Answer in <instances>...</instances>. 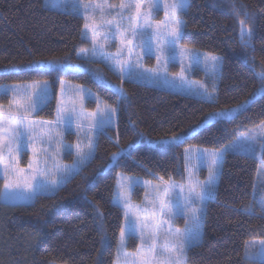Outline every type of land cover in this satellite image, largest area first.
Returning <instances> with one entry per match:
<instances>
[{"label": "trees", "instance_id": "trees-1", "mask_svg": "<svg viewBox=\"0 0 264 264\" xmlns=\"http://www.w3.org/2000/svg\"><path fill=\"white\" fill-rule=\"evenodd\" d=\"M180 18L183 45L222 57L214 101L122 80L103 63L80 58L91 46L82 39L80 14L49 8L45 0H0V85L48 81L53 98L35 114L41 119L57 120L63 81L83 86L117 114L114 126L92 129V159L58 190L39 192L31 203L0 199V264H114L124 221L114 203L118 176L183 182L189 146L224 151V160L202 239L188 250L187 263L264 264L246 258L264 239L258 203L264 190V0H190ZM240 20L251 30L247 48ZM49 62L65 67L57 71ZM248 102L237 114L222 115ZM97 103L87 102L93 108ZM242 137H252L255 154L230 149ZM66 138L89 150L77 131Z\"/></svg>", "mask_w": 264, "mask_h": 264}, {"label": "rangeland", "instance_id": "rangeland-1", "mask_svg": "<svg viewBox=\"0 0 264 264\" xmlns=\"http://www.w3.org/2000/svg\"><path fill=\"white\" fill-rule=\"evenodd\" d=\"M82 2L92 7L84 8L81 6L78 14L84 18L88 17V19H85V23L92 24L94 20L95 24L91 30L84 27V36L87 37L86 40L90 41L91 46L78 53L80 58L103 63L121 77L122 80L128 77L129 80L145 83L160 89L208 101L216 99L222 69L221 56L183 45L181 38L176 45L174 59H169L168 51L163 53L159 51L164 45L157 43V35L163 38L165 34L163 25L169 19L165 13V5L168 0H159L160 7L151 10L149 5L152 0H143L139 22H136L135 12L137 0H82ZM122 2L130 4L131 7L121 8ZM97 4L103 5V7L94 8ZM45 5L52 9L72 12L71 0H67V4H61L60 0H47V2L45 0ZM146 13H150L148 22L143 19ZM180 13L177 12V18L182 20ZM107 21H111V23H107ZM149 22L151 27L147 26ZM133 23L137 24V32L143 30L152 36V53L150 55L145 54V46L139 36L135 39L132 38L130 26ZM157 25H161L158 33L155 31ZM117 26H119V30H117ZM94 35L96 38L95 48L98 52L95 56L92 54L94 47L92 38ZM129 39H132L131 44L127 43ZM168 39H171V37H168ZM100 45H103V47H100ZM130 49L131 52L129 51ZM197 56L199 57L198 64L193 62V58ZM212 57L219 58L218 68L215 73L206 68V64L211 63L210 58ZM117 58L122 61L121 64L116 63ZM121 69H123V73ZM130 74L132 76L131 79L129 78ZM45 85L48 90V102L53 98V90L48 81L0 85V136L4 137L3 142H0V151L3 152V163H0V178L5 181V165H8L7 175L9 179L19 178L21 180L25 176L33 174L30 165L36 166L38 171L45 173L38 175L36 181H32L36 187L37 194L39 192L44 193L39 188V182L52 184L58 181L60 185L64 183L61 179L64 170L77 167L76 162L79 159L76 155L77 146L83 148L86 152L89 151L79 142L71 144L66 138V132L77 131L78 134L82 135V141L88 146L91 142L90 138L93 136L91 131L96 129L90 127V125L96 123L100 111L108 110L106 106H102L101 101L93 93L87 91L83 86L63 81L58 93L57 104L59 107L67 109L75 107V113L70 111L61 113L65 117L71 116V127L68 128L64 123L59 125L46 123L55 122L56 120L35 117L38 110L47 102L43 103L35 112L30 113L32 124L22 129L26 135L23 138V148L17 153L16 148L20 138L16 137L13 139L12 137L16 117L12 116L11 113L17 111L19 105L25 103L29 97L34 100L36 92L44 88ZM13 89L18 90L15 96ZM94 98L98 103L93 108L88 106L87 102L88 99ZM248 104L249 102L233 109H226L222 111V115L231 117L243 110ZM94 113L97 114L96 117H93L92 114ZM116 123L117 114L115 112L112 116L111 126ZM86 134H89L87 140ZM259 134H264L261 129ZM246 140L248 143H253L252 137H242L229 147L232 151L245 153L238 145H243ZM168 142L166 141V143ZM93 148L95 147L93 146ZM70 152H73L74 155L70 154ZM212 153L221 154L218 162L223 165L224 151L198 146L187 147L184 156L186 171L183 182L175 180L165 181L159 177L155 180H146L145 178L133 177L122 173L118 176L114 203L123 209L124 221L122 230L126 226L125 213H128L129 219L136 223L137 231L135 237H126L123 245L121 244L120 232L114 264H144V260L140 258V253L147 252V248L151 246L153 240H155L157 245L156 255L158 259L152 260L151 264H164V258L169 256L175 261L177 259L175 253L163 251L166 241L168 245H178L176 233L183 234L186 230L196 229L197 227L203 236L205 211L210 199H206L201 204L200 200L197 199V193L202 192L209 180V164L211 163L209 157ZM25 155H27V163L23 165L22 161ZM201 156H203V160ZM259 158L261 160V155H259ZM221 169L222 167L219 169L216 183L212 190L213 198L219 183ZM173 185L176 187H173ZM259 187L261 190L264 189L263 162L260 164ZM165 190H167V194H165ZM121 191L124 192L126 200L121 198L117 201L116 197L120 195ZM262 192L260 200L264 199V190ZM35 197L30 201L17 202L31 203ZM162 200L165 202L163 213L160 211ZM189 201L191 203H188ZM125 203L128 204V207H125ZM177 204H179V208L176 207ZM192 209L198 210L197 216H199V220L193 219ZM169 213H171V216ZM137 216L139 217L138 220L136 219ZM141 233H143V239L146 242L143 246L141 245ZM261 241L259 240L257 244H254L250 251L246 253L248 260L264 261V258L252 255L261 248ZM188 250L185 257H179L183 264H188Z\"/></svg>", "mask_w": 264, "mask_h": 264}, {"label": "snow or ice", "instance_id": "snow-or-ice-1", "mask_svg": "<svg viewBox=\"0 0 264 264\" xmlns=\"http://www.w3.org/2000/svg\"><path fill=\"white\" fill-rule=\"evenodd\" d=\"M47 2V0H46ZM190 0H168V2L165 5V13L166 16L169 17L168 21L163 25V28L165 29V34L163 38H161L159 35H157V43L163 44L164 47L160 48L159 51L163 53L164 51H168L169 53V59L175 58L176 53V45L178 41L181 38V30L183 27V21L179 20L177 18V12H183L187 9L189 6ZM61 4H67V0H60ZM143 0H137V3L135 5V12H136V22H139L141 19V7H142ZM88 8L92 7L91 5L83 4L82 0H71V11L74 13H79L80 7ZM103 5L97 4L94 6V8H102ZM121 8L125 7H131L130 4L121 3ZM160 7L159 0H152V2L149 5V9H158ZM149 15L150 13H146L143 16V19L148 22L149 21ZM85 19H88V17H85ZM107 23H111V21H107ZM95 24V21L93 20L92 24L85 23L84 27L86 29H92L93 25ZM241 30H240V40L241 45L245 48L249 46V40L251 39V30H245V21L240 20ZM148 27H151V23L149 22L147 24ZM137 24L133 23L130 26V30L132 31V38L135 39L137 36L140 37V40L145 46V54L150 55L152 53V47H151V39L152 36L146 32V31H136ZM161 25H157L155 31L158 33ZM117 30H119V26H117ZM127 31V30H125ZM168 37H171V39H168ZM87 37L84 36L82 39H86ZM93 52L92 54L95 56L98 54L95 44H96V38L95 35L93 36ZM128 44L132 43V39L127 40ZM100 47H103V45H100ZM131 52V49L129 50ZM159 59V57H158ZM211 63L206 64V68H209L214 73L216 72L219 64V58L218 57H212L210 58ZM193 62L198 64L199 63V57H194ZM117 64H121L122 61L117 58L116 60ZM50 66L54 67L55 70L59 71L62 70L65 65L62 64H55L53 65L52 62H49ZM121 72L123 73V69H121ZM129 78L131 79V74L129 75ZM261 78L264 79V73H261ZM6 91V90H5ZM14 96L18 90L13 89ZM48 99V90L47 86L45 85L44 88L39 89L35 94V99H31V97L28 98V100L20 104L17 111L12 112L11 115L16 117L15 125L12 132V137L15 139L16 137L20 138L19 143L17 144L16 151L17 153L22 150L24 140L26 133L22 131V129L28 127L32 124V121L30 119V113L35 112L38 107L46 103ZM72 112L75 113V107L72 109L62 108L58 106V116L57 120L55 122H46V123H56L59 125L60 123H64L68 128L71 127L72 124V118L71 116H63L61 113L64 112ZM115 113V109H108L107 111H100L99 112V118L96 119V123L90 125V127H94L98 129L99 131H103L105 128L111 127L112 124V116ZM93 117H96L97 114H92ZM79 118V117H78ZM261 131L264 133V125L261 126ZM177 139L174 137V140ZM4 137L0 136V142H3ZM89 151H85L83 148H80L77 146L76 155L79 157L77 163V167L74 169H65L61 179L64 182H67L69 177L73 174V172H78L81 166H84L89 160L92 159L94 148L93 144L90 142L88 144ZM245 153L249 154H255L256 147L253 143H248L246 140L243 145H238ZM259 149L262 154V157H264V141H261L259 143ZM119 154H114L113 159L116 158V156ZM221 157V154L218 153H212L209 157L211 160V163L209 164V180L206 184V186L203 188L201 193H197V199L200 200L201 204L204 203L206 199H212L213 198V188L216 183V177L219 173V169L222 167V163L218 162V158ZM201 159L203 160V156H201ZM0 163H3V152L0 151ZM5 181H4V191L0 192V199L4 200H12V201H30L32 200L36 195V187L32 183V181H36V178L38 175L45 174L42 171H38L36 166L30 165V168L32 169V175L25 176L23 180L17 178V179H9L7 175V169L8 165H5ZM59 171V169H58ZM60 187V182L56 181L52 184H46L44 182H39V188L41 191L44 192H52L55 190H58ZM173 187H176L173 185ZM182 190V189H181ZM194 191V190H193ZM27 193V195H25ZM165 194H167V190H165ZM121 198H124L126 200V196L123 191H121L120 195L116 197L117 201H119ZM188 203H191L189 201ZM260 204V207L264 209V199L258 201ZM125 207H128V204L125 203ZM165 207V202L162 200L160 203V211L163 213ZM177 208H179V204L176 205ZM251 209V205H249L247 208L244 209L245 212H249ZM197 209H192V215L193 219L199 220V216H197ZM102 215V214H101ZM171 216V213H169ZM136 219L138 220L139 217L137 216ZM125 220H126V226L125 229L121 231V244L123 245V242L125 238H132L135 237L136 231H137V225L135 222H133L128 217V213H125ZM176 236L178 238V245H168L167 241L165 242V245L163 246V251H170L177 255V259L175 261L172 260V258L165 257L164 258V264H183V261L179 257H185L187 250L191 247L198 245L202 238V233L200 229L197 227L196 229H188L185 233L180 234L176 233ZM145 240L143 239V233H141V245L143 246L145 244ZM261 248L252 255L259 256L261 258H264V240L260 242ZM156 242L153 240L151 246L147 248V252H141L140 258L144 260V264H151L152 260H156ZM119 255V252H118Z\"/></svg>", "mask_w": 264, "mask_h": 264}]
</instances>
